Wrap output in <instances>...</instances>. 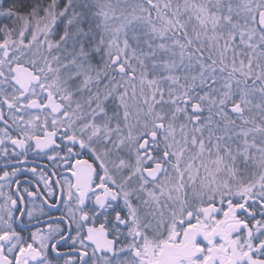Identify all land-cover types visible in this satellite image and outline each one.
<instances>
[{"label": "snow or ice", "instance_id": "snow-or-ice-1", "mask_svg": "<svg viewBox=\"0 0 264 264\" xmlns=\"http://www.w3.org/2000/svg\"><path fill=\"white\" fill-rule=\"evenodd\" d=\"M0 264H264V0H0Z\"/></svg>", "mask_w": 264, "mask_h": 264}]
</instances>
